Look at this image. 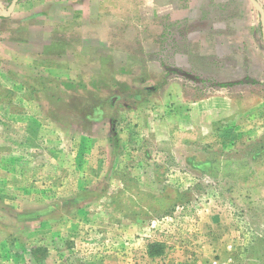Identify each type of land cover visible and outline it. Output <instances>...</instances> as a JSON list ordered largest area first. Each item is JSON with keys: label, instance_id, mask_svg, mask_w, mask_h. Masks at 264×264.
I'll return each mask as SVG.
<instances>
[{"label": "rangeland", "instance_id": "374dc122", "mask_svg": "<svg viewBox=\"0 0 264 264\" xmlns=\"http://www.w3.org/2000/svg\"><path fill=\"white\" fill-rule=\"evenodd\" d=\"M19 1L0 264H264V0Z\"/></svg>", "mask_w": 264, "mask_h": 264}, {"label": "crops", "instance_id": "0c3cea01", "mask_svg": "<svg viewBox=\"0 0 264 264\" xmlns=\"http://www.w3.org/2000/svg\"><path fill=\"white\" fill-rule=\"evenodd\" d=\"M0 1H2L3 2V0H0ZM22 0H20L19 1V3L17 4V7L15 8V10H14V12L12 13L13 15L16 13V11H18V10H20V11H22V10H24V9H27V7H25V6H22L21 4H22V2H21ZM37 1V0H36ZM52 0H38L37 2V7L36 8H38L39 9V6L41 5L42 6V8L46 5V6H48L49 4H50V2H51ZM64 2H65V4H66V6H70V0H63ZM72 2V1H71ZM39 4V5H38ZM19 6H21V7H19ZM66 6L64 5L63 6V9L64 8H66ZM169 7H171V8H173V5H171V6H169ZM168 7V5L166 6V5H158L157 3H156V1L153 3V12L154 13H157V14H159V13H170L171 12V9ZM17 8H19V9H17ZM29 9V8H28ZM61 9H62V7H61ZM68 9V8H67ZM25 11V10H24ZM24 14V13H23ZM59 14H61L60 12H59ZM12 15V16H13ZM26 16H24V18L23 17H21L20 18V20H19V18H18V20L15 22V24H19L18 26H20V25H23V24H26V23H24L25 21H26ZM23 23H22V22ZM48 44V43H47ZM47 44H45V45H47Z\"/></svg>", "mask_w": 264, "mask_h": 264}, {"label": "trees", "instance_id": "16d2710c", "mask_svg": "<svg viewBox=\"0 0 264 264\" xmlns=\"http://www.w3.org/2000/svg\"><path fill=\"white\" fill-rule=\"evenodd\" d=\"M259 6H261V1L260 0H254ZM2 16H4V15H2V13H1V9H0V17H2ZM256 81H255V79H253V78H250V77H247L246 79H243V80H241V83L242 84H249V83H255ZM159 246H160V244H158V243H152V244H150V245H148V254L150 255V256H155V255H157L158 253H159Z\"/></svg>", "mask_w": 264, "mask_h": 264}, {"label": "water", "instance_id": "95a60500", "mask_svg": "<svg viewBox=\"0 0 264 264\" xmlns=\"http://www.w3.org/2000/svg\"><path fill=\"white\" fill-rule=\"evenodd\" d=\"M17 1H18V0H12V2H11V6H10V9H8V10H3V5H2V3H1V1H0V9H1V11L3 12V14H4V15H8V14H10V13L13 11V9H14V7H15ZM253 1H254V0H253ZM260 20H261V24H262V34H263V40H264V13H263V12H261Z\"/></svg>", "mask_w": 264, "mask_h": 264}]
</instances>
